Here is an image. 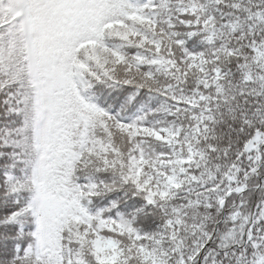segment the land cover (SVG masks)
Wrapping results in <instances>:
<instances>
[{
	"label": "snow or ice",
	"instance_id": "6c2138e0",
	"mask_svg": "<svg viewBox=\"0 0 264 264\" xmlns=\"http://www.w3.org/2000/svg\"><path fill=\"white\" fill-rule=\"evenodd\" d=\"M0 264H264V0H0Z\"/></svg>",
	"mask_w": 264,
	"mask_h": 264
}]
</instances>
